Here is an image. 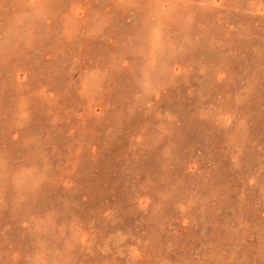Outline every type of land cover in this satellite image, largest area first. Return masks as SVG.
Masks as SVG:
<instances>
[{
  "label": "rangeland",
  "instance_id": "1",
  "mask_svg": "<svg viewBox=\"0 0 264 264\" xmlns=\"http://www.w3.org/2000/svg\"><path fill=\"white\" fill-rule=\"evenodd\" d=\"M0 264H264V0H0Z\"/></svg>",
  "mask_w": 264,
  "mask_h": 264
}]
</instances>
